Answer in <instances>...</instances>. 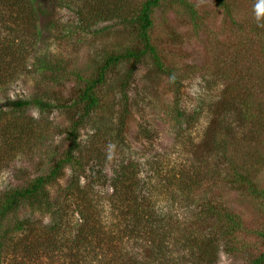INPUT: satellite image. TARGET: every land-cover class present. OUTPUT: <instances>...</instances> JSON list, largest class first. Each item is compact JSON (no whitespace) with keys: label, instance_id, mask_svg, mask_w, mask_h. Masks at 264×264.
Segmentation results:
<instances>
[{"label":"trees","instance_id":"obj_1","mask_svg":"<svg viewBox=\"0 0 264 264\" xmlns=\"http://www.w3.org/2000/svg\"><path fill=\"white\" fill-rule=\"evenodd\" d=\"M214 2L225 40L213 33L201 63L178 66L168 53L182 45L185 20L210 35L193 0H0V90L24 78L43 84L0 102V158L42 148L45 162L0 192V264H217L222 252L264 264V0ZM49 10L69 15L47 22ZM105 22L127 39L85 64L43 48ZM143 60L173 92L169 148L157 147L148 119L140 146L125 136L129 116L144 111L131 88ZM195 77L197 99L186 101ZM55 105L67 124L45 116ZM221 190L248 219L218 200Z\"/></svg>","mask_w":264,"mask_h":264},{"label":"rangeland","instance_id":"obj_2","mask_svg":"<svg viewBox=\"0 0 264 264\" xmlns=\"http://www.w3.org/2000/svg\"><path fill=\"white\" fill-rule=\"evenodd\" d=\"M193 1L195 2L199 17L201 16L200 18H202L203 30L210 31V35L208 36L201 32L195 34L192 31V26L185 20L186 25L181 27L182 45L179 50L175 47L168 53V60L178 66H184L193 62L201 63L205 58L206 47L212 40L213 33H215L214 37L219 42L226 38L227 29L223 22L222 12L217 9L214 0ZM49 13L50 14L45 16L47 22H50L52 18L66 19L69 15L66 11L49 10ZM159 17L160 15H158L157 20ZM109 26H111V28L108 29ZM126 37L127 33L125 30L119 28V26L117 27L111 22H105L95 26L90 33L74 36L66 41H57L50 37L49 40H44L42 45L45 50L49 49L55 57L67 58L71 60V62L68 61L70 63L82 65L87 63L91 58H94L95 54L100 50L106 47L108 48L113 44H119L127 39ZM136 70L135 81L131 87L133 89L132 96L144 111L140 114H131L127 119L125 129L126 139L133 145L140 146L142 139L139 137L138 124L139 122L142 123L143 119H148L153 128L157 129V133L154 134V136L158 137L157 142L159 143L157 147L159 149L169 148L173 144V122L170 121L172 119L166 114L172 105L174 96L168 79L152 67L148 60H143L138 64ZM198 80V77L186 80L185 86L182 89V94L186 101L197 99L199 92ZM41 86H43V84H41L40 81H33L30 78L15 81L6 88L0 90V102L2 103L8 98L28 97L37 92ZM61 110L59 105H55L51 111L45 113V116L52 121L54 125H65L70 120V114ZM25 113L29 116L38 115L35 108H28ZM55 129L57 131L51 136L56 137L54 145L59 146L64 143L61 137H59L63 135L60 133L59 128ZM82 136H88L86 130L82 132ZM13 140L14 138L12 141ZM0 144H2V141H0ZM5 150L9 151L10 149L6 148ZM43 155L44 150L40 148L37 156L35 154H28L26 156L15 153L14 151H9L8 154L1 157L0 192L11 186L25 183L30 175L35 174V165L43 160L41 158ZM44 163L43 160L42 164ZM66 177L67 175L64 178L66 179ZM63 182L64 180H61L59 183ZM217 196L219 198L218 200L227 201L228 205H231L234 211L242 213L243 216L248 219L250 216L249 213L242 209V206H239L233 193H225L221 190ZM28 213L29 209L26 208L22 210L20 215L25 216L28 215ZM35 217L40 218L41 216L35 214ZM42 218L44 221L47 220L46 217H41V219ZM241 242H246L251 246L257 244L256 238L251 235L243 236ZM217 264H242V261L238 257L222 252Z\"/></svg>","mask_w":264,"mask_h":264}]
</instances>
